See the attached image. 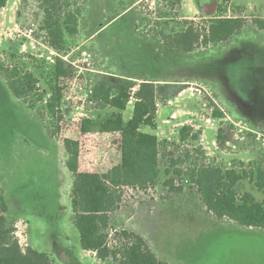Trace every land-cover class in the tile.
<instances>
[{
	"label": "rangeland",
	"instance_id": "1",
	"mask_svg": "<svg viewBox=\"0 0 264 264\" xmlns=\"http://www.w3.org/2000/svg\"><path fill=\"white\" fill-rule=\"evenodd\" d=\"M206 2L65 0L82 15L78 34L66 35L62 50L47 41L41 0H9L0 9V60L14 64L12 55H23L42 66L36 71L46 92L33 110L0 74V188L23 246L48 253L56 264H105L80 245L63 140L80 142L86 171L106 172L120 163L119 133L96 126L83 134L78 127L82 118L102 122L115 111L91 99L94 86L130 79L137 86L142 81L163 84L157 88V127L144 128L160 139L161 172L155 186L124 189L113 227L141 233L152 251L171 264H264V231L215 223L191 171L200 163L242 165L248 172L264 166V32L252 23L264 17V0H218L213 15L200 10ZM215 16H244L249 25L228 43L187 54L171 49L163 36L180 31L184 19L201 22ZM30 28L34 31L28 34ZM57 58L71 71L60 79V121L45 108ZM133 103L123 112L126 119ZM215 108L223 117L213 116ZM183 127L189 128L185 138ZM53 130L56 137L49 134ZM168 178L174 180L173 190L165 184ZM237 191L263 199L248 179Z\"/></svg>",
	"mask_w": 264,
	"mask_h": 264
},
{
	"label": "trees",
	"instance_id": "2",
	"mask_svg": "<svg viewBox=\"0 0 264 264\" xmlns=\"http://www.w3.org/2000/svg\"><path fill=\"white\" fill-rule=\"evenodd\" d=\"M9 0H0V9ZM44 19L43 26L47 41L54 49L65 48L66 35L76 36L79 31L82 11L71 9L65 0H41ZM253 25L264 32V17L252 19ZM180 31L163 34L171 49L181 53H191L199 47H209L230 42L249 25L244 16H215L201 22L184 19ZM14 64L0 60V74L12 93L23 99L31 109H36L37 101H43L45 91L40 89V77L34 62H26L23 55H12ZM57 58L51 68L52 81L49 83L51 95L45 108L57 120L63 119L61 103L64 87L60 79L69 71ZM163 84L142 81L138 86L134 80L120 79L116 84L100 82L91 91L90 97L96 104L115 109L104 121L92 118L80 119L78 130L86 134L99 126L102 132L119 133L115 142L121 154L120 163L106 172L82 171L80 167L81 145L78 140L65 138L63 145L68 153L66 165L73 176L71 203L73 222L80 236L82 249L93 251L102 262L114 264H171L159 258L139 233L125 228L113 227L112 216L119 209L126 187L147 189L155 186L161 172V142L159 137L144 128L157 127L158 87ZM166 98V97H165ZM133 101L132 116L125 118L123 112ZM41 117L44 114L39 112ZM213 116L223 117V112L213 110ZM189 128L183 127L181 137L185 138ZM56 137V131H50ZM222 140L218 132V141ZM192 176L198 185L202 200L208 212L217 218H228L245 227L264 229V166L251 168L248 172L242 165L226 168L206 163L192 168ZM180 173L179 170H176ZM169 173V172H167ZM248 179L263 194L262 200L249 192L238 194L237 186ZM165 184L174 189V180L168 178ZM9 206L0 188V264H56L46 252L28 245L22 247L16 235L15 222L8 215Z\"/></svg>",
	"mask_w": 264,
	"mask_h": 264
},
{
	"label": "crops",
	"instance_id": "3",
	"mask_svg": "<svg viewBox=\"0 0 264 264\" xmlns=\"http://www.w3.org/2000/svg\"><path fill=\"white\" fill-rule=\"evenodd\" d=\"M80 167H82V164H81V162H80ZM81 170L82 171H86V170H84L83 168H81ZM88 172H90L89 170H88ZM115 214V213H114ZM212 216H213V220L215 221V223L216 222H224V221H229L231 224H234V225H239L237 222H235V221H232V220H230V219H228V218H222V219H219L218 221L215 219L216 218V216L215 215H213V214H211ZM215 217V218H214ZM250 229H252V230H254V229H258V230H263L264 231V229H261V228H257V227H249ZM138 233V232H137ZM139 234H141V233H139ZM142 235V234H141ZM146 239V238H145ZM32 246V245H31ZM33 247V246H32ZM151 248V247H150ZM84 250V249H83ZM84 251H86V253H89V254H91V255H93V256H95V257H97L96 256V253L95 252H93V251H87V250H84ZM99 261H101L100 259H98ZM102 262V261H101ZM103 263H105V264H108V262H103ZM109 263H111V262H109Z\"/></svg>",
	"mask_w": 264,
	"mask_h": 264
},
{
	"label": "water",
	"instance_id": "4",
	"mask_svg": "<svg viewBox=\"0 0 264 264\" xmlns=\"http://www.w3.org/2000/svg\"><path fill=\"white\" fill-rule=\"evenodd\" d=\"M199 2V0H197ZM217 4L216 0H213L209 4H204L201 8V11L206 15H213L216 12Z\"/></svg>",
	"mask_w": 264,
	"mask_h": 264
},
{
	"label": "built area",
	"instance_id": "5",
	"mask_svg": "<svg viewBox=\"0 0 264 264\" xmlns=\"http://www.w3.org/2000/svg\"><path fill=\"white\" fill-rule=\"evenodd\" d=\"M33 31H34V30H33L32 28H30L29 30H27L28 34H29V33L31 34ZM16 235H17L18 238H19V241H20L21 246H22V247H25V246H23V245H24V244H23V241H24L25 239L21 237V235L19 234L18 230L16 231ZM26 246H27V245H26Z\"/></svg>",
	"mask_w": 264,
	"mask_h": 264
},
{
	"label": "flooded vegetation",
	"instance_id": "6",
	"mask_svg": "<svg viewBox=\"0 0 264 264\" xmlns=\"http://www.w3.org/2000/svg\"><path fill=\"white\" fill-rule=\"evenodd\" d=\"M212 1H213V0H210V2H206V3H204V4H209V3H211ZM204 4H202V6H203ZM216 4H217V7H218V0H216ZM202 6H200V10H201ZM216 10H217V8H216Z\"/></svg>",
	"mask_w": 264,
	"mask_h": 264
}]
</instances>
